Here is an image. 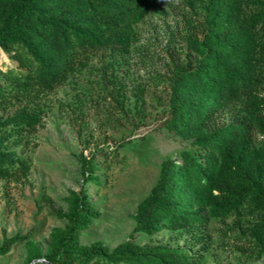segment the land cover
Masks as SVG:
<instances>
[{
  "label": "trees",
  "instance_id": "16d2710c",
  "mask_svg": "<svg viewBox=\"0 0 264 264\" xmlns=\"http://www.w3.org/2000/svg\"><path fill=\"white\" fill-rule=\"evenodd\" d=\"M187 11L183 47L172 61L163 126L182 148L162 160L155 185L137 205L133 232H188L207 247L212 219L232 220L247 250L264 258V0H176ZM160 0H0V51L15 65L0 67V180H27L31 164L16 149L41 121L30 106L63 83L88 51H128ZM230 107L238 112L218 117ZM256 133L260 138L256 137ZM98 160L82 157V183L67 201L66 225L49 235L42 254L30 234L3 230L0 257L23 243L26 264H197L195 247L142 245L132 238L108 249L83 248L80 232L98 216L87 183L100 184Z\"/></svg>",
  "mask_w": 264,
  "mask_h": 264
},
{
  "label": "rangeland",
  "instance_id": "374dc122",
  "mask_svg": "<svg viewBox=\"0 0 264 264\" xmlns=\"http://www.w3.org/2000/svg\"><path fill=\"white\" fill-rule=\"evenodd\" d=\"M160 3L164 14L144 16L128 51H88L63 83L30 103L42 109L41 121L25 132L26 140L16 149L31 169L25 181L0 180V243L3 230L9 236L29 233L44 254L51 232L66 225L68 198L83 181L81 159L93 154L100 162V184L87 183V191L98 216L80 232V247L98 242L112 249L132 238L142 245L195 247L197 264H264V258L241 256L247 247L237 229H228L232 220H211L203 231L207 247L193 243L188 232H133L137 205L157 182L162 160L183 146L163 120L169 71L184 44L187 10L176 0ZM6 65L15 62L0 51V67ZM23 103L0 110V118ZM238 110L230 107L218 121ZM26 255L25 245L17 243L0 264H26ZM31 264L46 263L39 258Z\"/></svg>",
  "mask_w": 264,
  "mask_h": 264
},
{
  "label": "water",
  "instance_id": "95a60500",
  "mask_svg": "<svg viewBox=\"0 0 264 264\" xmlns=\"http://www.w3.org/2000/svg\"><path fill=\"white\" fill-rule=\"evenodd\" d=\"M31 264V263H30Z\"/></svg>",
  "mask_w": 264,
  "mask_h": 264
}]
</instances>
